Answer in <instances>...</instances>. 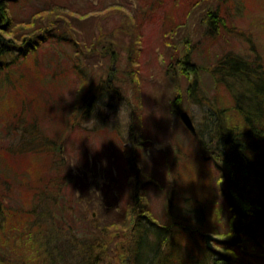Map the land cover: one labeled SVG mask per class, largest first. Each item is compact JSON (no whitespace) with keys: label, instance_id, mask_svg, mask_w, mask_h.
I'll return each mask as SVG.
<instances>
[{"label":"trees","instance_id":"16d2710c","mask_svg":"<svg viewBox=\"0 0 264 264\" xmlns=\"http://www.w3.org/2000/svg\"><path fill=\"white\" fill-rule=\"evenodd\" d=\"M28 1L33 3L0 0V264H113L109 257H118L120 264H264V64L254 52L249 58L226 53L231 41L224 33L229 35L231 30L220 9L208 13L207 39L200 43L208 40L219 45L221 52L210 62L204 60L206 66L202 63L200 70L193 62L194 48L188 47V52L180 48L174 65L179 74L195 75L189 98L215 114L210 118L203 113V129L197 128L195 139L206 167L196 170V180H183L185 187L172 181L167 190L176 202L169 199L158 218L147 197L152 174L138 163L145 159L150 138L138 126L132 127L128 131L130 145L124 142L119 150L129 183L126 208L133 213L125 216L126 220L129 217L124 227L128 235L117 250L108 248L106 228L96 222L88 224L84 215L76 214V193L86 190L82 189L85 180L78 170H66L65 153L67 130L83 119L94 118V111L102 117L98 113L105 111L104 99L119 95V85L110 73L91 94L92 76L81 64V43L70 33L66 35L69 29L64 27L71 26L66 25V13L87 17L115 8L127 17V26H131L122 33L134 45L141 41L143 25L160 16L156 10H161L164 0H134L127 9L103 7L108 0H94L96 7L92 8L76 0H66V5L62 0H39L28 19L17 22L14 8ZM185 1L173 0L170 11L163 9L175 14ZM77 5L85 10L84 15ZM183 6L186 9L188 5ZM189 8L191 15L195 9L192 0ZM178 21L173 23L174 31L181 28ZM54 42H66L73 49L74 70L69 74L85 86L73 89L70 101L65 97L69 87L63 86L59 77L63 73L38 69L41 49ZM100 42L98 37L91 48L96 50ZM184 42L188 46V40ZM103 49L106 55L102 61L111 64L118 59L115 48ZM137 58L127 72L131 78H138V69H131L138 68ZM203 76L211 79L213 98L203 95L201 100L198 91H205ZM104 85L107 98L100 92ZM135 151L140 157L136 161ZM211 170L216 175L213 187L205 184ZM175 187L180 194L186 193L182 198L187 199H177ZM180 201L186 206H179ZM208 235L216 239L212 249L206 243Z\"/></svg>","mask_w":264,"mask_h":264},{"label":"rangeland","instance_id":"374dc122","mask_svg":"<svg viewBox=\"0 0 264 264\" xmlns=\"http://www.w3.org/2000/svg\"><path fill=\"white\" fill-rule=\"evenodd\" d=\"M38 1L33 0L30 5L28 1L22 6H16L15 20L17 22L27 20L33 12V6H39ZM172 1L164 0L165 4L163 3L161 10L155 9L160 16L143 25L141 41L134 45L133 41L122 33L131 26H127V17H123V14L115 8L103 15L87 17H74L66 11L69 22L66 25L71 24L69 27H64L69 29L66 35L70 33V36L81 43V64L92 76L89 81L91 94L95 92L99 83L100 87L103 85L102 81H106L110 73L112 79L114 77L119 85V95L114 94L111 100L104 99L105 111L98 113L102 117L98 118L97 112L94 111V118L83 119L67 130L65 153L66 170L72 169L75 172L78 170L85 180L82 189L86 190L76 193V199H79L75 205V208H78L76 214L81 217L84 215L88 224L96 222L106 228L103 231L108 237L110 249L118 250L125 243L128 231H125L124 227L128 226L129 217L133 213L132 209L127 212L126 208L129 203L127 202V194L130 193L129 183L124 169L126 162L119 150L120 146L129 142L128 131H131L132 127L138 126L139 130H144L143 133L147 132L150 138L149 145L144 149L145 159L143 161L140 159L138 151H135L133 158L134 161L139 158L138 163L145 166L144 171L152 174L153 185L148 184L147 197L152 213L158 218L163 214L169 199L176 202V198L170 197L167 190L172 181L180 187H185L183 180H196L198 178L196 170L206 167L200 161L202 158L195 140L197 136L186 130L175 111L187 112L199 129H203L205 118L203 113L210 118L215 117V114H212L214 111H210L208 106L202 108L195 104L191 96L189 98V86L195 80V75L179 74L174 69V65L180 48L187 52L188 47L194 48L193 62L198 64L196 69L201 68L200 70L204 68L200 67L202 63L206 66L205 61L210 62L216 53L221 52L219 45H211L208 40L205 44L200 43L203 39H207L208 13L218 8L226 18L228 29L231 30L229 35L224 33V36L231 41L226 53L233 52L249 58L254 52L260 56L264 64V0H192L195 9L192 10L191 15L188 13L191 0L183 3L188 5L186 9L182 4L175 14L173 12L167 14L164 9L168 8L170 11ZM65 2L67 1L62 0L63 4ZM76 2L83 7L85 5L96 7L94 0H76ZM108 2V5L103 3V7L123 6L127 9L129 3H133L134 0H108ZM97 4L99 5V1ZM77 8L84 15L85 10L81 11L79 5ZM172 15L175 17L170 21ZM176 21L181 23V28L174 31L172 26ZM222 32L223 30L220 31ZM98 37L101 39L100 46L93 50L91 43L93 44ZM185 39L188 40V46L184 42ZM108 46L115 48L118 53V59L111 64L107 60L102 61L104 59L102 56L106 55L103 47ZM88 50L91 52L88 53ZM31 56L32 54L26 61ZM73 57L74 51L66 42L46 45L41 49L38 57V69L42 73L48 71L63 73L59 77L63 86L65 84L69 87L65 94L67 101L74 98L73 89L78 86L85 89L84 84H81L77 77L69 74L74 70L71 64ZM134 57H138L139 65L138 68L131 67V69L132 72L138 69V78L127 75ZM66 73L67 78L64 79ZM201 80L205 90L198 91L203 97L201 100L206 96L213 98L211 79L203 76ZM121 84L123 88L120 87ZM100 92L106 94L105 98L109 97L105 85ZM111 101L115 104L112 103L110 108ZM209 106L213 108L211 103ZM111 109L114 111L111 112ZM111 127H115L116 130L112 132L108 129ZM129 145L128 143L126 146ZM163 152L168 155L162 154ZM214 177L216 175L211 170L208 173L209 183L205 184L213 187ZM175 189L177 199L182 201L187 199L182 198L186 193L180 194L176 187ZM182 201L178 205L186 206ZM128 214L130 215L126 220L125 216ZM114 258L116 261L109 257L111 263H121L118 257Z\"/></svg>","mask_w":264,"mask_h":264},{"label":"water","instance_id":"95a60500","mask_svg":"<svg viewBox=\"0 0 264 264\" xmlns=\"http://www.w3.org/2000/svg\"><path fill=\"white\" fill-rule=\"evenodd\" d=\"M180 121L181 123L184 125V127L193 135L196 136L197 132H196V128L195 125L193 123V120L191 118V116L187 113V112H182L180 114ZM206 238V243L208 245L209 249H212V242L216 239H214L211 235H208L205 237Z\"/></svg>","mask_w":264,"mask_h":264}]
</instances>
